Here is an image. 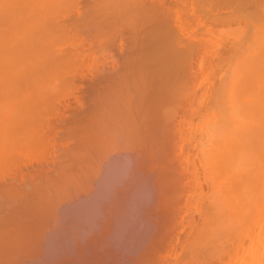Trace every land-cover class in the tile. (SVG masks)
I'll return each instance as SVG.
<instances>
[{"label": "bare ground", "instance_id": "bare-ground-1", "mask_svg": "<svg viewBox=\"0 0 264 264\" xmlns=\"http://www.w3.org/2000/svg\"><path fill=\"white\" fill-rule=\"evenodd\" d=\"M0 264H264V0H0Z\"/></svg>", "mask_w": 264, "mask_h": 264}, {"label": "rangeland", "instance_id": "rangeland-1", "mask_svg": "<svg viewBox=\"0 0 264 264\" xmlns=\"http://www.w3.org/2000/svg\"><path fill=\"white\" fill-rule=\"evenodd\" d=\"M103 57L105 58V55H104ZM103 57L101 58L102 60L104 59ZM105 60H107V58H105L104 61H105ZM116 154H120V153H116ZM116 154H113V155L110 157L111 160H108V161H110V162H111V161L113 162V160L116 158V160H114L115 162H114L113 164H111L112 162H111V163H108V164H111L110 166L108 165V167H111V166L114 165L115 163H118V162L120 161L121 158H122V160H123L124 162L126 161V163H125V165H124L125 167H126V166L128 167V165H130V167H131V163H132V162H130V164H127V163L129 162V160H130V158H129V157H130L129 154L126 153L127 156H128V157H127V156H126V157L129 159L128 162H127V159H126V158H125L126 160L124 159L125 156L122 157L124 154H122V155L120 154L121 157H120V155L117 156ZM126 154H125V155H126ZM115 156H116V157H115ZM112 157H114L113 160H112ZM118 157H120V158H118ZM110 158H109V159H110ZM117 158H118L119 160H118ZM117 160H118V161H117ZM131 160L133 161L132 158H131ZM133 164H134V163H133ZM133 164H132V166H133ZM108 167L106 166V168H108ZM128 168H129V167H128ZM73 247H75L74 244H73ZM71 249H72V248H71ZM74 249H75V248H74ZM74 249H72V251H74ZM72 251H70V252H72ZM73 253H74V252H73ZM73 253H72V254H73ZM55 260H56V257L53 259V261H55Z\"/></svg>", "mask_w": 264, "mask_h": 264}]
</instances>
